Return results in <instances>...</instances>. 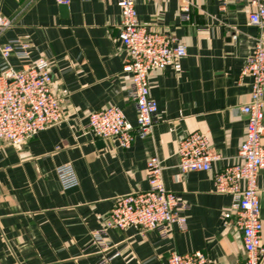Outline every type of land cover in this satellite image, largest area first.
Masks as SVG:
<instances>
[{
  "label": "crops",
  "instance_id": "1",
  "mask_svg": "<svg viewBox=\"0 0 264 264\" xmlns=\"http://www.w3.org/2000/svg\"><path fill=\"white\" fill-rule=\"evenodd\" d=\"M189 1L190 19L183 22L181 0H134L140 23L182 42L186 56L180 71L149 74L157 104L151 130L123 149L87 132L88 115L109 106L136 127L117 0H0V15L13 20L0 43L29 45V56H12L9 65L21 69L45 59L65 119L21 146L0 143V264H167L170 253L194 251L206 264L244 260L231 197L214 191L212 174L236 161L245 136L240 108L249 102L251 79L242 70L258 30L248 22L250 0ZM6 68L0 57V73ZM193 132L204 134L217 156L210 172L178 168V143ZM152 157L161 161L165 189L180 198L186 228L174 225L167 235L106 228L115 198L148 189ZM65 163L78 178L70 190L55 172ZM258 189L264 244V170Z\"/></svg>",
  "mask_w": 264,
  "mask_h": 264
},
{
  "label": "built area",
  "instance_id": "2",
  "mask_svg": "<svg viewBox=\"0 0 264 264\" xmlns=\"http://www.w3.org/2000/svg\"><path fill=\"white\" fill-rule=\"evenodd\" d=\"M225 3L232 0H217ZM120 11L118 39L128 60L123 73L130 76V96L135 108L136 127L128 122L123 110L109 106L88 115L87 132L101 140H114L118 147L127 149L135 136L149 134L157 111L149 93V74L173 68L181 70L186 56L184 44L169 34L147 29L138 19L134 0H117ZM189 0H181L180 19H190ZM248 22L257 28L252 53L247 57L243 76L251 79L249 102L240 110L246 116L245 136L238 147L236 161L212 174L214 191L231 197L235 216L234 226L241 233L244 260L236 264H262V221L258 176L264 170V0H250ZM11 18L0 15V37L11 26ZM14 56L26 59L29 45L21 40L0 43V57L7 68L0 73V143L21 146L37 133L63 122L62 96L52 88L53 77L45 59L25 64L21 69L9 65ZM63 90L61 94H65ZM178 168L181 172H210L217 156L212 152L207 137L193 132L179 141ZM63 190L78 186V178L71 163L55 169ZM148 189L144 192L119 196L105 218L106 228L159 230L171 232L174 225L186 228L185 217L179 213L180 198L165 189L161 161L150 158L146 163ZM96 240L102 243L99 234ZM208 259L200 251L187 254L170 253L167 264H206Z\"/></svg>",
  "mask_w": 264,
  "mask_h": 264
},
{
  "label": "water",
  "instance_id": "3",
  "mask_svg": "<svg viewBox=\"0 0 264 264\" xmlns=\"http://www.w3.org/2000/svg\"><path fill=\"white\" fill-rule=\"evenodd\" d=\"M62 9L65 8L64 6L61 7Z\"/></svg>",
  "mask_w": 264,
  "mask_h": 264
}]
</instances>
